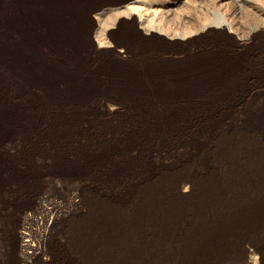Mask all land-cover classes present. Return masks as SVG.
Here are the masks:
<instances>
[{
    "label": "rangeland",
    "instance_id": "rangeland-1",
    "mask_svg": "<svg viewBox=\"0 0 264 264\" xmlns=\"http://www.w3.org/2000/svg\"><path fill=\"white\" fill-rule=\"evenodd\" d=\"M66 1L0 0V264H264V0H128L115 48Z\"/></svg>",
    "mask_w": 264,
    "mask_h": 264
},
{
    "label": "bare ground",
    "instance_id": "bare-ground-1",
    "mask_svg": "<svg viewBox=\"0 0 264 264\" xmlns=\"http://www.w3.org/2000/svg\"><path fill=\"white\" fill-rule=\"evenodd\" d=\"M138 1V0H137ZM140 1V0H139ZM152 0H142V4H144V5H147V3H150ZM212 1V0H211ZM118 2V1H117ZM152 2H154V1H152ZM123 3V2H122ZM134 3H136V1H134ZM139 3V2H138ZM137 3V4H138ZM155 3V2H154ZM166 3V2H165ZM183 3V2H182ZM118 4H119V2H118ZM130 4V3H129ZM132 4H133V2H132ZM137 4H134V5H137ZM140 4V3H139ZM156 4V3H155ZM261 4V3H260ZM263 4V3H262ZM125 5H127V4H125ZM132 6V5H129V9H127L126 11H127V14H131V13H133V12H136V10L138 9V7H140V6ZM141 5V4H140ZM243 5V4H242ZM153 6V5H152ZM247 6V5H246ZM262 6H264V5H262ZM122 7V6H121ZM144 7V6H143ZM244 7V6H243ZM158 8V7H157ZM245 8V7H244ZM140 9H143V8H140ZM148 9V8H147ZM243 9V8H242ZM248 9V8H247ZM249 9H252L251 8V6H250V8ZM264 9V8H263ZM108 10H109V8H108ZM113 10V9H112ZM119 10V9H118ZM153 10V9H152ZM154 10H155V8H154ZM153 10V11H154ZM156 10H158V9H156ZM211 10V9H210ZM213 10V9H212ZM261 10V9H260ZM106 11V10H105ZM104 11V13H106ZM109 11H111V9L109 10ZM114 11V10H113ZM140 11V10H139ZM245 11V10H244ZM248 11V10H247ZM108 12V11H107ZM112 12V11H111ZM124 12H125V10L123 9V7H122V10H121V12L119 11V14H117V15H120L121 13H123L124 14ZM144 12V11H143ZM142 12V13H143ZM146 12V11H145ZM144 12V13H145ZM203 12V11H202ZM251 12V11H250ZM261 12V11H260ZM140 13V12H139ZM142 13L140 14L141 16H142ZM148 13H149V10H148ZM148 13H145V14H147V17L149 16V14ZM243 13V12H242ZM259 13V12H258ZM258 13H257V15H258ZM115 14V13H114ZM126 14V13H125ZM138 14V13H137ZM157 14H158V11H157ZM209 14V13H208ZM211 14V13H210ZM224 14V13H223ZM244 14V13H243ZM251 14V13H250ZM256 14V13H255ZM107 15V14H106ZM116 15V16H117ZM132 15V14H131ZM154 15V14H153ZM155 15H156V13H155ZM115 16V17H116ZM121 16V15H120ZM156 16H158V15H156ZM203 16V15H202ZM226 16V15H225ZM140 17V16H139ZM201 17V16H200ZM203 17H205V16H203ZM202 17V18H203ZM253 17V16H252ZM117 18V17H116ZM122 18V17H121ZM133 18V17H132ZM142 18H143V16H142ZM145 18H146V16H145ZM145 18H144V20H145ZM153 18V17H152ZM248 18V17H247ZM262 18V17H261ZM114 19V17L112 16V15H110L109 17H107L105 20H106V22H105V24L106 23H109L111 20H113ZM150 19H151V17H150ZM159 19H161V18H159ZM228 19V18H227ZM100 20H102V19H100ZM120 20H122V19H120ZM163 20V19H162ZM206 23L205 24H208L209 26H212V27H221V26H223V25H225V19L219 14V13H217V12H212V14H211V16H208V17H206ZM259 20L261 21V19H258V22H259ZM119 21V20H118ZM126 21V20H125ZM147 21V20H146ZM198 21V20H197ZM252 21H253V19H252ZM255 21H256V19H255ZM99 22V21H98ZM113 22V21H112ZM111 22V23H112ZM115 22V21H114ZM263 22V21H262ZM102 23V22H101ZM111 23H109V24H111ZM121 23V22H120ZM141 23V22H140ZM168 23V22H167ZM196 23V22H195ZM231 23V22H230ZM235 23H236V21H235ZM246 23V22H245ZM103 24H104V22H103ZM103 24H101V26H100V28L102 29V25ZM113 24V23H112ZM111 24V25H112ZM122 24H123V22H122ZM259 24V23H258ZM118 25V24H117ZM143 25H144V28H145V26L146 27H148V29H155V30H157V31H159V32H165V33H167V34H171V35H173V37H175V36H178L179 34L180 35H183V36H186L187 37V35H189V34H192V30H190V29H188V28H186V30H174L175 28H171L170 26H167V24H165V23H162L161 21H159L158 23H157V21H156V23H154V21H153V19H151V20H148L147 21V23H143ZM193 25H194V23H193ZM227 25V24H226ZM230 25V27L232 26V24H229ZM249 25H250V23H249ZM208 26V27H209ZM237 26H238V28H239V25L237 24ZM242 26V25H241ZM245 26V25H244ZM260 26H261V24H260ZM190 27H192V26H190ZM203 27H206V25L204 26H202L200 29H202ZM233 27V26H232ZM108 28V27H107ZM195 28V27H194ZM222 28V27H221ZM236 28V27H235ZM237 28V29H238ZM242 28V27H241ZM105 29V28H104ZM146 29V28H145ZM145 29H143V30H145ZM188 29V30H187ZM199 29V30H200ZM109 30V29H108ZM196 30H198V29H196ZM198 30V31H199ZM260 30V29H259ZM101 31V30H100ZM235 31V30H234ZM241 31H242V29H241ZM245 31V30H244ZM247 31V30H246ZM147 32V31H146ZM194 32V31H193ZM197 33V32H196ZM248 33V32H247ZM100 34V33H99ZM101 34H102V31H101ZM111 34V33H110ZM156 34V33H155ZM154 34V35H155ZM249 34V33H248ZM100 36V35H99ZM103 36H105V35H103ZM108 36H109V34H108ZM167 36V35H166ZM245 36V35H244ZM170 37V36H169ZM172 38V37H171ZM178 38V37H177ZM183 38V37H182ZM102 43H104L103 42V40H102ZM108 43V42H107ZM20 53H22L21 51H19ZM13 54H16V50H14V52H12ZM4 102H1L0 101V129H1V127H2V129H3V122H1L4 118H7V117H9L10 115H11V113H10V115H7L8 114V112H7V110H8V108L3 104ZM5 109V110H4ZM2 130H0V132H1ZM193 182H194V180H193ZM181 186H184L185 188H188V187H193V183H192V181H191V179L190 178H186V177H181V179H179L178 178V180H176V182L175 183H173V188H174V191L177 193V194H180L181 193ZM195 188V187H194ZM193 189V188H192ZM186 194V193H185ZM182 195H183V193H182ZM184 196H186V195H184ZM183 196V197H184ZM182 198V197H181ZM180 198V199H181ZM179 199V200H180ZM185 199V198H184ZM190 199V198H189ZM203 200V199H202ZM206 200V199H205ZM189 201V200H188ZM182 202V201H181ZM185 203V202H184ZM186 203H187V201H186ZM192 203H193V201H192ZM191 203V204H192ZM190 204V205H191ZM194 204V203H193ZM192 204V205H193ZM186 207H187V205H186ZM195 210V209H194ZM199 210V209H198ZM148 211V210H147ZM176 211V210H175ZM193 212H197V211H193ZM199 213V212H198ZM157 214V213H156ZM186 214V213H185ZM197 214V213H196ZM163 215V214H162ZM190 215H192V214H190ZM198 215V214H197ZM157 216V215H156ZM175 216V215H174ZM193 216V215H192ZM195 216V215H194ZM203 216V215H202ZM201 216V217H202ZM139 217V216H138ZM166 217V216H165ZM181 217V216H180ZM187 217H189L188 215H187ZM196 217V216H195ZM194 217V218H195ZM160 218V217H159ZM190 218H192L191 216H190ZM189 218V219H190ZM251 218V217H250ZM138 219V218H137ZM166 219V218H165ZM203 219V218H202ZM171 220V219H170ZM197 220H201V219H197ZM143 221V220H142ZM165 221V220H164ZM182 221V220H181ZM204 221V220H203ZM166 222V221H165ZM172 222H175V220L174 221H172ZM185 222V221H184ZM146 223V222H145ZM162 223H163V221H162ZM188 223V222H187ZM190 223V222H189ZM169 224V223H168ZM174 224V223H173ZM178 224V223H177ZM164 225V224H163ZM166 225V224H165ZM192 225V224H191ZM178 226V225H177ZM251 226V225H250ZM146 228V227H145ZM178 228H180L179 226H178ZM174 229V228H173ZM185 229H187V228H185ZM181 230V229H180ZM179 230V231H180ZM257 230V229H256ZM148 231V230H147ZM164 231H166V230H164ZM185 230H183V232H184ZM188 231V230H187ZM186 231V233H188ZM242 231V230H241ZM140 232V231H139ZM154 232V231H153ZM181 232H182V230H181ZM166 233V232H165ZM168 233V232H167ZM185 233V232H184ZM185 233V234H186ZM190 233V232H189ZM197 233V232H196ZM242 233V232H241ZM256 233V232H255ZM261 233V232H260ZM169 234V233H168ZM206 234V233H205ZM209 234V233H208ZM249 234V233H248ZM140 235V234H139ZM192 235V234H191ZM22 237L23 236H25V235H21ZM141 236V235H140ZM184 236H186V235H184ZM205 236H207V234L205 235ZM256 236V235H255ZM161 237V236H160ZM189 237V236H188ZM244 237H246V235L244 236ZM184 238V237H183ZM247 238V237H246ZM252 238L253 239H255L253 236H252ZM168 239V238H167ZM193 238L191 237V240H192ZM231 239V238H230ZM237 239V238H236ZM141 240H142V238H141ZM181 240H182V238H181ZM203 240V239H202ZM201 240V241H202ZM214 240V239H213ZM233 240H235L234 238H233ZM257 239H255V241H256ZM162 241V240H161ZM186 241V240H185ZM200 241V240H199ZM204 241V240H203ZM236 241V240H235ZM75 242V241H74ZM157 242V241H156ZM207 242V241H206ZM218 242V241H217ZM248 242V241H247ZM258 242V241H257ZM185 243V242H184ZM189 243V242H188ZM194 243V242H193ZM199 243V242H198ZM207 243H209V242H207ZM249 243L251 244V246H253V249L257 252V253H259L260 254V262L262 263L263 262V260H264V251L262 250V248H261V246L258 244V243H253V242H250L249 241ZM176 244V243H175ZM203 244H204V242H203ZM223 244V243H222ZM26 245H27V243L25 244H22L21 245V247H23V248H25L26 247ZM182 245V244H181ZM185 245V244H184ZM192 245V244H191ZM212 245V244H211ZM238 245V244H237ZM157 246V245H156ZM177 246V245H176ZM249 246V245H248ZM169 247V246H168ZM172 247V246H171ZM216 247V246H215ZM153 248V247H152ZM143 249H145V247L143 248ZM150 249V248H149ZM154 249V248H153ZM182 249V248H181ZM180 249V250H181ZM196 249V248H195ZM206 249V248H205ZM205 249H204V251H205ZM211 249V248H210ZM209 249V251H211ZM234 249H235V251H237V252H239V254L241 255L240 257L241 258H237V256H236V258L237 259H234V258H231V259H227V260H222V259H218L217 257H215V256H211L210 258L211 259H209L208 261H209V263L208 264H246V263H248V264H257V262H258V260L256 259V254L254 255H250V257L248 256V252L249 251H252L251 249H249L247 246H246V244H245V242H242V243H240V245H238V246H236V247H234ZM174 250V249H173ZM187 250V249H186ZM185 250V251H186ZM189 250V249H188ZM192 250H193V245H192ZM216 250V249H215ZM182 251V250H181ZM195 251V250H194ZM202 251V250H201ZM232 251V250H231ZM254 251V252H255ZM141 252V251H140ZM148 252V251H147ZM153 252V251H152ZM175 253H179V252H177L176 251V249H175V251H174ZM198 252V251H197ZM213 252V251H212ZM215 252V251H214ZM222 252V251H221ZM224 252V251H223ZM22 253H23V251H22ZM143 253V252H142ZM146 253V252H145ZM151 253V252H150ZM154 253V252H153ZM165 253V252H164ZM190 253V252H189ZM192 253V252H191ZM198 253H201V252H198ZM225 253H227V251L225 252ZM167 254V253H166ZM171 255V253H168V255ZM187 254H188V252H187ZM194 254V253H193ZM197 254V253H196ZM206 254V253H205ZM146 255V254H145ZM144 255V256H145ZM174 255H176V254H174ZM179 255V254H178ZM192 255V254H191ZM197 255H199V254H197ZM200 255H202V254H200ZM217 255V254H216ZM219 255V254H218ZM223 255V254H222ZM231 255V254H230ZM138 256H140V255H138ZM143 256V257H144ZM148 256V255H147ZM150 256V255H149ZM162 256V255H161ZM167 256V255H166ZM177 256V255H176ZM183 257H184V255H182ZM204 256V255H203ZM228 256V255H227ZM235 256V255H234ZM142 257V258H143ZM164 257V256H163ZM172 257H174V256H172ZM180 257V256H179ZM178 257V258H179ZM202 257V256H201ZM230 257V256H229ZM145 258H147V257H145ZM144 258V259H145ZM151 258V257H150ZM160 258V257H159ZM169 258V257H168ZM182 258V257H181ZM193 258V257H192ZM204 258H206V257H204ZM224 258V257H223ZM196 259V258H195ZM201 260H203V258H200ZM183 260V259H182ZM140 261V260H139ZM170 258H169V263H170ZM195 261V260H194ZM175 262V261H174ZM201 262H203V261H201ZM139 263H141V262H139ZM198 264H200L199 262H197ZM264 263V262H263ZM259 264V263H258Z\"/></svg>",
    "mask_w": 264,
    "mask_h": 264
},
{
    "label": "crops",
    "instance_id": "crops-1",
    "mask_svg": "<svg viewBox=\"0 0 264 264\" xmlns=\"http://www.w3.org/2000/svg\"><path fill=\"white\" fill-rule=\"evenodd\" d=\"M127 1L128 0H119L118 2H119V4L117 5V7H115V8H112V7H107V8H105L103 11H100V12H97L96 13V18H97V29H96V33L98 34V37H99V39H100V42L102 43V40H103V42H104V44H107V45H113V47L115 48L117 45H118V43H117V41L115 42V41H113V40H107V37L106 36H108V34H109V38H111V36H113V34L114 33H116L117 31H119V29L116 31V28L118 27V28H120V29H123V27L125 26L126 27V25H130V29H131V32H133L134 33V35H136V36H140L142 33H141V31H139V30H137V28L134 26V21L132 20V19H135V12H133V13H131V14H127V9H129L130 7H129V5L131 4H129V3H127ZM84 2H86V1H84V0H75V2H73L72 0H71V4H69L70 6H78V5H80V4H82V3H84ZM117 1H115V3H118ZM123 2V3H122ZM58 3H61V4H66L67 6H68V2L66 1V0H59V2ZM125 4H127V5H125ZM123 7V9L125 10V12H124V14L123 13H121L120 15H117V14H119V11L121 12V10H122V7ZM108 8H109V10L111 9V11H109L108 10ZM114 11H113V10ZM119 9V10H118ZM106 10V11H105ZM104 11L106 12V13H104ZM108 11V12H107ZM115 13V14H114ZM126 13V14H125ZM107 14V15H106ZM110 15H112L113 17H114V19L113 20H111L109 23H111L112 21V25L111 24H109V23H106L105 24V22H106V18L107 17H109ZM117 15V16H116ZM117 18H116V17ZM140 16V17H139ZM138 16V19L140 20V22H139V24L141 25V27L143 28V29H145L144 31H147V33H150V36H148V37H154V34L156 33H159L157 30H155V29H148V27H146L145 26V28H144V25H143V23L145 22V23H147V21L146 20H144V17L142 18V16L141 15H139ZM122 17V18H121ZM133 17V18H132ZM100 19H102V20H100ZM120 19H122V20H120ZM119 20V21H118ZM126 20V21H125ZM149 20H150V18H149ZM99 21V22H98ZM115 21V22H114ZM102 22V23H101ZM103 22H104V24H103ZM121 22V23H120ZM122 22H123V24H122ZM101 24H103L102 25V29L100 28V26H101ZM118 24V25H117ZM108 27V28H107ZM105 28V29H104ZM109 29V30H108ZM102 31V34H101V31ZM100 33V34H99ZM111 33V34H110ZM128 34V33H127ZM160 34H162L163 35V33H160ZM100 35V36H99ZM103 35H105V36H103ZM129 36H130V34H128ZM108 42V43H107Z\"/></svg>",
    "mask_w": 264,
    "mask_h": 264
}]
</instances>
